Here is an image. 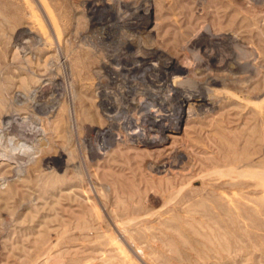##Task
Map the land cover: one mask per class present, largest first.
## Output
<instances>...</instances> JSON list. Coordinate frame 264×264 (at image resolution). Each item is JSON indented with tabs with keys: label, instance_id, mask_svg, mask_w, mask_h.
Instances as JSON below:
<instances>
[{
	"label": "rangeland",
	"instance_id": "374dc122",
	"mask_svg": "<svg viewBox=\"0 0 264 264\" xmlns=\"http://www.w3.org/2000/svg\"><path fill=\"white\" fill-rule=\"evenodd\" d=\"M5 124L0 264H264V0H0Z\"/></svg>",
	"mask_w": 264,
	"mask_h": 264
},
{
	"label": "bare ground",
	"instance_id": "6f19581e",
	"mask_svg": "<svg viewBox=\"0 0 264 264\" xmlns=\"http://www.w3.org/2000/svg\"><path fill=\"white\" fill-rule=\"evenodd\" d=\"M133 20H135V19H133ZM138 20L135 22H131V21L127 22L125 24V26H127L129 28H136L139 26ZM143 52H144L143 55H140V56L134 58L135 62L137 64H135V66L133 67L132 70L136 71V70L141 69L140 67H143L142 63L147 62V60L151 59V58H156L158 61H161L162 55L158 54L157 52H149L148 50H145ZM173 65L174 64L169 62V61L168 62H162L161 61L159 66L160 67L164 66L165 69L168 70ZM173 83H175V81ZM152 84H154V83H152ZM174 91H175V93H174V96L172 98L170 96H169L170 97L169 99H164L165 98L164 96H163L164 98H162L163 102H165V100H169L170 102H174V107H175L174 111L175 112L173 115H155L153 108L155 107L156 102L154 99H152V97H151L152 94L149 92H144L143 94H141L142 96H141L139 102L135 103L134 99H133V101H131L132 104H135L139 109L144 111L142 114V119H143L144 123L147 124V126L145 125L147 128L139 130V131L136 130V131L132 132V134L130 133L131 134L130 138H132L135 142H137V144L139 143V144H143V145L149 146V147H155V146L163 145L166 142L167 138H169L168 132L170 130L179 129L180 122L182 119L183 108H184L185 104L192 103V102H203V101L209 100L206 92H203V93L201 92L200 94H189V95H187L186 93H184V91H180V89H174ZM107 118L109 119L110 122L113 123V121L116 120V115L115 116H108ZM132 124H133V118H131L130 116L125 117L124 125H132ZM110 129H108L106 132H109ZM153 133L154 134L156 133V135L153 136ZM0 135H1V137H8L9 135H11V129L9 128L8 124H5L4 126H2L0 128ZM24 140H25L24 138L18 137V141L20 143L23 142Z\"/></svg>",
	"mask_w": 264,
	"mask_h": 264
}]
</instances>
